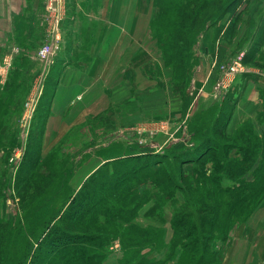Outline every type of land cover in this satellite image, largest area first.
<instances>
[{"label":"rangeland","instance_id":"rangeland-1","mask_svg":"<svg viewBox=\"0 0 264 264\" xmlns=\"http://www.w3.org/2000/svg\"><path fill=\"white\" fill-rule=\"evenodd\" d=\"M231 1H148L151 8H149L151 19L148 26V38L158 43L154 51L161 57L162 80L159 82V75H157L158 82L153 84L154 75L148 74L146 78L144 77L145 80L142 78L141 87L144 84L146 87L154 85V88H151L152 94L158 98L155 101L157 107H162L163 119L148 118L145 123H132V118L131 124H126L128 128L125 129L133 132L142 143H144V136H162L163 145L153 149L148 147L146 151L154 150L158 153L170 151L167 153L171 162L173 159L171 157L177 150L193 148L198 143V139H193L194 132L199 128L202 129V123H210L211 118L218 114L217 108L221 106L220 103L230 98H238V101L242 99L243 87L246 85L244 80H247L242 75L250 73L248 71L253 68L264 72V55L261 58H255L247 65L238 64L239 72L237 68L233 70L230 67L227 68L228 64L239 62L240 52L244 54L251 44V37L264 20V0ZM101 3L102 0H94L91 5H96L95 8H97ZM231 5L236 7L235 11L232 10L233 13L228 8ZM42 6V15L37 14L34 24L30 20L26 22L24 19H14L10 22L12 31L6 28L0 29V238L9 235L8 247L4 250H7L8 254L5 261L0 264H27L31 254L33 255L39 247V239H42L47 224H50L53 219L57 221L68 206L71 196L81 187H78V182H75L74 161H70V156L63 154L62 149L61 151L59 149L62 147L63 151H69L68 145L64 142L68 140L67 137H64V141H59L58 144L63 142L61 145L54 148L50 146L57 144L51 145L50 141L44 142L43 139L53 84L56 73L60 69L55 56L57 57L59 42L62 38V20L67 7L65 0H42ZM201 16L208 17L210 20L195 36L194 22ZM52 37L55 44L51 58L49 55L44 58L42 51L47 45H50L52 49ZM204 41V47H207L206 55L198 59L196 51L199 52L200 45ZM5 57L8 64L3 67ZM200 62L201 70L208 66L202 72H208L210 79H206L205 83L196 81L192 83V71ZM231 73L235 75L232 76ZM207 83H209V89ZM135 86H137L136 83ZM188 88L187 94L185 92ZM154 106L148 101L146 117L150 116L149 110L155 109ZM131 116L134 117L133 114ZM245 121L233 125L230 124L229 119V127L225 129L227 136L225 141H229L228 138L235 128ZM251 123L258 133L264 131V123L257 122V116ZM42 130L39 155L41 162L38 163L31 178L17 185L15 176L22 158L28 148L32 151L30 148L36 144L34 135ZM29 135L34 139L30 140ZM174 142H178L179 146L174 147ZM133 149L136 151L137 147L134 146ZM124 150L129 152L126 147L121 152ZM98 158L102 160L97 159V168L106 160H111ZM91 165L94 171L96 163ZM191 167L188 164L183 166L186 174H190ZM176 169L177 166L173 165L174 175ZM83 181L81 177L79 184L82 185ZM144 191H148L149 195H155L160 192V189H156L149 183L140 184L136 188L138 194ZM161 195L159 194V197ZM125 197H128L125 192L114 196L109 207L95 211L77 231L86 230L88 233L101 235L111 231L124 240L132 239L133 236L147 231L153 238L158 236V242L161 236L164 240L163 246L151 251L149 257L152 256L155 261L163 262V264H189L188 260L186 262L184 258L180 259V245L168 221V211L172 209L171 201L165 203L161 215L153 211L147 216V211L153 207L152 202L151 204L148 202L139 208L133 217H130L128 210L137 201L128 197L125 202H133L130 203L131 206L125 207L122 205ZM252 214L249 227L258 230H255L253 240L264 245V200ZM261 215L263 218L259 220ZM116 216L120 218H113ZM118 220L122 221L119 222V226L116 224ZM257 223L258 226H256ZM86 226L88 228H85ZM169 228L173 230V234L168 241L166 234ZM35 234L38 237L34 236ZM234 238L237 240L238 235ZM235 240H230L229 243L228 239L226 242L218 241L220 249L224 250L227 247L229 254V247ZM215 241L214 244L217 242ZM30 244L34 245L29 256ZM172 247H174L173 254L170 252ZM107 252L104 264H121L123 240L112 238Z\"/></svg>","mask_w":264,"mask_h":264},{"label":"trees","instance_id":"trees-1","mask_svg":"<svg viewBox=\"0 0 264 264\" xmlns=\"http://www.w3.org/2000/svg\"><path fill=\"white\" fill-rule=\"evenodd\" d=\"M228 8L232 11L236 7L231 5ZM209 20L203 16L196 19L195 36ZM263 48L264 20L251 37L242 63L247 65L255 58H261ZM242 77L251 79L255 75L245 73ZM260 98L263 106L257 113V122L264 123V88L260 89ZM237 102L238 98H230L220 103L219 112L210 123H202V129L194 132L193 139H198V143L191 149L174 152L171 162L167 153L170 151L143 150L142 153L125 154L102 163L71 196L57 221L53 219L47 224L33 255L34 244L29 245L31 256L27 264H104L107 247L114 237L123 240L121 264H163L149 257L151 251L163 246V236L158 242V236L153 238L147 231L127 240L111 231L104 233L106 235L77 231L91 214L109 207L111 199L123 192L137 201L128 210L130 217L148 202H152L153 207L147 211V216L153 211L161 215L165 203L171 201L169 223L180 245V259L188 260L189 264H220L214 241L226 242L233 229L246 222L264 200V131L258 133L248 119L235 128L229 141H225V129ZM29 137L30 140L33 138ZM34 137L35 146L30 148L32 151L26 150L17 170V185L31 178L41 162L43 130ZM186 164L192 166L189 175L183 170ZM173 165L177 166L175 175ZM147 183L160 192L155 195H149L148 191L136 193L140 184ZM128 197L122 201L125 207L133 202H125ZM119 222L122 221L116 222L118 226ZM34 236L38 237L37 234ZM8 241L9 235L0 238V263L7 257V250H4ZM145 249L150 251L145 252ZM170 252L174 253V247Z\"/></svg>","mask_w":264,"mask_h":264},{"label":"crops","instance_id":"crops-1","mask_svg":"<svg viewBox=\"0 0 264 264\" xmlns=\"http://www.w3.org/2000/svg\"><path fill=\"white\" fill-rule=\"evenodd\" d=\"M65 1L67 11L62 20V38L55 56L60 69L53 84L43 139L44 142L50 141L51 145L57 144L50 146L54 148L67 137L64 142L69 151H63L62 147L59 149L70 156V161H74V172L79 178H75V182L80 187V178L85 181L97 168L98 160H102L98 157L114 159L125 154L142 153L143 148L144 152H157L146 149L163 145L160 135L144 136V143L140 145L139 138L125 130L132 118V123H145L148 118L163 119L162 107H157L155 101L158 98L152 94L154 85L146 87L144 84L141 87L142 78L145 80L148 74L154 75L153 84L158 82L157 75L161 82L163 66L161 57L154 51L156 41L148 38L151 19L148 1L151 0H102L97 8L91 5L94 0ZM42 7V0H0V29L12 31L10 22L14 19L30 20L34 24L37 14L42 15ZM54 37L51 41L53 46ZM204 44L205 41L200 45L199 52L196 51L198 59L206 55ZM207 67L201 70V62L194 66L192 83H205L206 79H210L208 72H202ZM248 72L255 77L244 80L246 85L242 99H239L230 117V124L233 125L248 119L256 120L263 106L260 89L264 88V72L256 68ZM207 85L209 89V83ZM188 92L189 88L185 93ZM148 101L155 105V109L149 110L150 116L146 117ZM178 146V142H174V147ZM125 147L129 152H121ZM92 163H96L94 171ZM251 216L230 233L228 243L235 240V235L238 238L230 245L229 254L227 247L222 250L218 241L214 244L220 264H264V245L253 240L256 228L249 227ZM262 218L263 215L258 219ZM169 229L166 234L168 241L173 234V230Z\"/></svg>","mask_w":264,"mask_h":264},{"label":"built area","instance_id":"built-area-1","mask_svg":"<svg viewBox=\"0 0 264 264\" xmlns=\"http://www.w3.org/2000/svg\"><path fill=\"white\" fill-rule=\"evenodd\" d=\"M52 45V44H51ZM52 50H53V45H52V49H51V47H50V45H47V47L44 49V51H42V54L44 55V58L46 57V56H48L49 55V57L51 58V53H52ZM243 56H244V54H243V52H240V55L238 56V61L239 62H237V63H231V64H228L227 65V68L228 67H230L232 70L234 69V68H237V70L239 71V69H238V64H240L241 63V60H242V58H243ZM49 57H48V59H49ZM8 64V61L6 60V57L3 59V67H6V65ZM224 83H226V82H224ZM221 88H223L222 87V85H221ZM220 88V89H221ZM138 143L140 144V145H142L143 143L141 142V141H138ZM116 244H118V243H116ZM115 244V245H116Z\"/></svg>","mask_w":264,"mask_h":264},{"label":"bare ground","instance_id":"bare-ground-1","mask_svg":"<svg viewBox=\"0 0 264 264\" xmlns=\"http://www.w3.org/2000/svg\"><path fill=\"white\" fill-rule=\"evenodd\" d=\"M241 64L244 65L242 62H241ZM238 72H239V71H238ZM231 75L233 76V75H235V73H231Z\"/></svg>","mask_w":264,"mask_h":264}]
</instances>
